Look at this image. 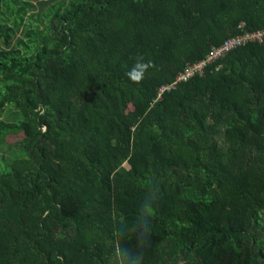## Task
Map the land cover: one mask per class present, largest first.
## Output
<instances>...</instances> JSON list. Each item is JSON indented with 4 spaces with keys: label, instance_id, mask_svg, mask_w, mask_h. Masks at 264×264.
<instances>
[{
    "label": "trees",
    "instance_id": "16d2710c",
    "mask_svg": "<svg viewBox=\"0 0 264 264\" xmlns=\"http://www.w3.org/2000/svg\"><path fill=\"white\" fill-rule=\"evenodd\" d=\"M48 2L0 0V264H264V36L159 94L264 0Z\"/></svg>",
    "mask_w": 264,
    "mask_h": 264
},
{
    "label": "clouds",
    "instance_id": "9594fccd",
    "mask_svg": "<svg viewBox=\"0 0 264 264\" xmlns=\"http://www.w3.org/2000/svg\"><path fill=\"white\" fill-rule=\"evenodd\" d=\"M154 67V64L151 60H145L143 55H137L135 57V61L130 68V70L126 73L128 79L133 83H141L146 75L148 74L149 70ZM151 206V201L147 202L145 208ZM120 235H125L123 229L119 230ZM133 232L136 236V241L142 244V237L144 233L151 232V229L148 225L147 218L138 221L135 225H133ZM127 252V249L121 248L119 244L114 246L113 255L116 258L117 264H125L124 254ZM142 254H137V261L142 260Z\"/></svg>",
    "mask_w": 264,
    "mask_h": 264
},
{
    "label": "built area",
    "instance_id": "2783aa9c",
    "mask_svg": "<svg viewBox=\"0 0 264 264\" xmlns=\"http://www.w3.org/2000/svg\"><path fill=\"white\" fill-rule=\"evenodd\" d=\"M257 33H259L258 37L256 36ZM252 36H255V37H252ZM263 36H264V29L258 32H252V33L244 32V33H241L240 36H235V37L227 39L219 47L212 49L204 60L193 64L192 66L188 67V69H186L182 74H179L176 77L175 82L172 85L162 88L159 94L161 95L164 91L170 90L178 82L186 81L188 77L196 74L195 72H198V74H201L206 66H208L209 64H211L212 62L218 59L223 58L229 51L240 46L246 41H251L255 39L261 40Z\"/></svg>",
    "mask_w": 264,
    "mask_h": 264
},
{
    "label": "rangeland",
    "instance_id": "374dc122",
    "mask_svg": "<svg viewBox=\"0 0 264 264\" xmlns=\"http://www.w3.org/2000/svg\"><path fill=\"white\" fill-rule=\"evenodd\" d=\"M58 1H60V0H49V2H48V5H53V4H56ZM45 7V6H44ZM42 26H46V23H43V25ZM41 26L39 25V28H40ZM257 37L259 36V33H257V35H256ZM252 37H255V36H252ZM1 83V82H0ZM2 84H0V92L2 91ZM3 116H2V118H4V119H9L10 121H13V118H14V114L13 113H10L9 115L8 114H6L5 113V115H4V113L2 114ZM14 147V146H13ZM15 148V147H14Z\"/></svg>",
    "mask_w": 264,
    "mask_h": 264
},
{
    "label": "bare ground",
    "instance_id": "6f19581e",
    "mask_svg": "<svg viewBox=\"0 0 264 264\" xmlns=\"http://www.w3.org/2000/svg\"><path fill=\"white\" fill-rule=\"evenodd\" d=\"M238 48H239V47H238ZM231 51H232V50H231ZM231 51H230V52H231ZM212 64H213V63H212ZM205 71H206V70H205ZM205 73H206V72H205ZM201 76H202V75H201Z\"/></svg>",
    "mask_w": 264,
    "mask_h": 264
}]
</instances>
